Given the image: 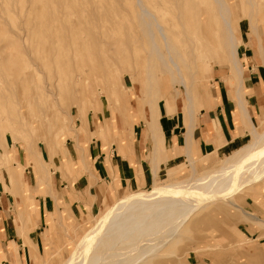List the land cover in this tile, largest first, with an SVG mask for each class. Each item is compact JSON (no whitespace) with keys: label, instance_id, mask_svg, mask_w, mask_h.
Masks as SVG:
<instances>
[{"label":"rangeland","instance_id":"1","mask_svg":"<svg viewBox=\"0 0 264 264\" xmlns=\"http://www.w3.org/2000/svg\"><path fill=\"white\" fill-rule=\"evenodd\" d=\"M138 1L155 13L178 48L182 76L194 86L193 118L188 115L183 86L173 83L170 73L154 58L138 19ZM195 1L200 4L192 5L190 24H182L175 17L184 10L174 7V0H0V154L7 151L6 156L0 155V231L6 228L2 226L5 219L9 231L17 227L16 245L4 249L6 264L65 263L84 232L121 195L187 181L192 177L191 161L195 176H202L253 141L248 120L249 136L241 147L229 154L199 158L191 147L177 152L176 141L165 130L173 118L188 134L204 104L213 101L217 77L226 72L238 85L241 81L216 6L210 0ZM229 7L239 52L247 28L254 31L264 25V0H230ZM202 11L208 17L203 27L199 21ZM193 38L200 47L190 42ZM158 44L164 53L160 39ZM48 83H55L54 102L44 95ZM40 118L46 119L43 126L37 121ZM25 121L32 122L34 133L30 134ZM70 126L78 131L79 140ZM256 126L257 132L264 131V123ZM182 132L183 128L177 134ZM101 133L107 144L122 143L125 149L130 144L127 136L142 139L144 161L135 187L120 192L116 187L117 192L98 202L93 213L74 217L59 188L62 183L70 187L76 182L82 175L76 174L79 169L92 183V164L87 157L82 161L81 151L85 154V146H92L95 139L102 141ZM78 155L77 163L69 162ZM7 173L13 178L10 187ZM15 175L20 184L14 181ZM239 190L225 202L203 201L197 214H192L194 218L213 215L216 227L204 224L195 231L183 225L176 244L172 241L159 247L146 264H264V180ZM47 196L52 198L56 215L50 234L42 235L40 254L34 251L30 256L25 246L31 247L27 234L35 228L34 203ZM48 229L45 218L41 231ZM186 256L191 257L189 263Z\"/></svg>","mask_w":264,"mask_h":264},{"label":"bare ground","instance_id":"2","mask_svg":"<svg viewBox=\"0 0 264 264\" xmlns=\"http://www.w3.org/2000/svg\"><path fill=\"white\" fill-rule=\"evenodd\" d=\"M194 1L174 0V7L180 6L182 10H184L183 14L180 15L178 13V15H176V21H183L182 24H190L191 7L192 5L200 4L196 3V1L195 4H192ZM210 1L216 6L217 15L222 21V26L225 27L226 44L229 49V54L232 57V62L236 71L241 76L242 68L237 56L238 42L232 27L229 7L230 0ZM252 2V5H254L255 2L251 1L250 3ZM137 4L140 9L138 19L143 27V34H145L150 41L154 58L161 62L165 71L170 73L173 83H178L183 86L184 95L188 102V115L193 118L195 113L193 110L195 104L194 86H192V82L190 84L186 82L182 76L178 61L181 55L178 48H176L170 40L171 36L167 33L165 27L161 25L155 13L154 15L150 13L141 5L140 1H138ZM255 5H258V3ZM251 7L253 9V6ZM206 20H208V17L205 15V12L202 11L199 20L202 27L207 25ZM159 39L162 41L164 53L160 50L158 44ZM190 42L197 48L201 45L195 38ZM174 72L177 73V78L174 76ZM54 85L55 83H48V85L43 87L45 90L42 88L46 97L52 98L57 95L54 93ZM42 95L41 89L40 91L38 90V97L41 98ZM52 101L54 102L53 98ZM154 104H156L155 101ZM44 120L46 119H37L42 126L45 123ZM25 122L30 134L34 133L35 130L32 122ZM192 127L193 121L186 136L185 150L191 147ZM256 127L252 124L251 131L253 141L251 143H247L237 153L221 161L220 164H214L212 169L206 174L195 176V169L192 165L193 161H191L192 177L187 181L176 182L169 185H154L152 189L147 191H138L128 195H121L115 203L109 205L108 208L96 218L91 228L84 232L80 240L76 242L75 248L67 257L66 262L62 264H146L148 259H151L154 253L158 251L159 247L167 243L170 244L172 241L176 244V241L181 237L180 234H178L179 239L175 240L176 234L183 225H185L186 229L191 228L193 230V228H196L197 230L195 231H198L199 227L204 224L216 227L218 224L213 215L199 218L193 217L197 214L195 211L201 206L203 201L207 200V203L208 200L216 201L222 199V201H224L223 199L228 198L230 195L232 196L236 191H240L239 189L264 180V131L259 133ZM70 129L74 134L73 137H77L79 140L78 131L73 129V126ZM80 149L82 150L81 147ZM27 151H29V149H27ZM6 152L7 151L3 149L0 155L6 156ZM83 156L84 154L81 151L82 161H84ZM82 164L85 165L83 162ZM10 177L9 173H7L9 187L13 182V178ZM14 181L20 184V180L16 175ZM193 213L194 215L192 216ZM254 219L256 218L254 217ZM182 232H185V229ZM208 236L212 238V234ZM170 251L173 253L172 250ZM190 258V256H186L185 262L189 263ZM261 261H264V258H262ZM155 264H171V262L159 261Z\"/></svg>","mask_w":264,"mask_h":264},{"label":"crops","instance_id":"3","mask_svg":"<svg viewBox=\"0 0 264 264\" xmlns=\"http://www.w3.org/2000/svg\"><path fill=\"white\" fill-rule=\"evenodd\" d=\"M242 41L243 48L237 52L242 68L240 85L232 75L226 72L217 77L213 101L204 104L205 107L200 110V116L193 123L191 150L199 158L212 153L225 155L235 151L243 145L249 136L248 126L250 123L254 126L264 123V25L260 26L259 29L255 28L254 31H251L248 27L244 32V36H242ZM99 124L100 128H103L102 122ZM181 128H183V132L177 134ZM165 130L169 134L170 140L172 142L176 141L178 145L176 151L178 152L179 148L184 150L187 128L180 126L177 122L175 123L172 118L167 121ZM101 134L103 136L102 141L93 138L95 140L92 142V146L88 145L84 148L85 154L83 157H87L92 164V170H90L92 183L87 180L83 175V171L79 169L76 174L80 173L82 175L76 182L70 187L62 183V188H59L64 204L74 217L80 215V213H93L98 202L109 198L112 192H117L116 187L119 191L135 187L136 178H138L139 170L144 161L142 157V139L137 140L134 136H127L130 144L125 149V145L122 143L107 144L103 139L104 133ZM171 147L173 148V143ZM177 157L180 158V155ZM79 158L78 155L77 158L75 157L76 160L69 162L77 163ZM27 188V185L24 186V196H27ZM37 202L38 205L34 203V210L36 211L35 219L33 218L35 222L34 234L32 232L27 234L31 241V247L29 245L25 246V250L30 256L34 251L40 254L39 246L41 245L42 235L46 237L50 234L53 216L56 215L55 205L51 197L39 198ZM61 217L62 215H60ZM45 218L50 229L43 233L41 228L42 221ZM4 222L5 225L2 224V226L6 228L0 231L1 264L7 262L3 259V256L7 253L4 249L10 246L11 243L16 245L15 238L17 237V227L9 231L8 221L6 219L5 221L2 220V223ZM10 247L13 249V246ZM20 252L21 249L17 251L16 256L18 258ZM23 254L27 259L26 252ZM12 258L15 260L14 253H12Z\"/></svg>","mask_w":264,"mask_h":264}]
</instances>
